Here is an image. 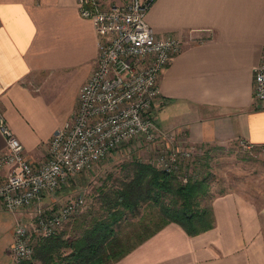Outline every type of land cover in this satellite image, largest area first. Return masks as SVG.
<instances>
[{"label":"crops","instance_id":"obj_1","mask_svg":"<svg viewBox=\"0 0 264 264\" xmlns=\"http://www.w3.org/2000/svg\"><path fill=\"white\" fill-rule=\"evenodd\" d=\"M146 20L157 35L181 41L159 77L154 120L186 146L243 139L263 147L252 67L264 44V0H154ZM97 52L93 23L76 0H0V109L32 162L46 158L52 132L71 117ZM4 145L0 132V151ZM67 191L15 211L0 202V264H16L15 221L29 223L42 203L63 201ZM209 205L211 228L188 234L170 221L114 264H264V195L226 190Z\"/></svg>","mask_w":264,"mask_h":264},{"label":"built area","instance_id":"obj_2","mask_svg":"<svg viewBox=\"0 0 264 264\" xmlns=\"http://www.w3.org/2000/svg\"><path fill=\"white\" fill-rule=\"evenodd\" d=\"M154 0H125L105 5L102 0H76L78 11L89 18L97 34L96 65L80 86L77 105L70 118L50 136L47 156L32 162L22 142L11 129L0 109V132L5 141L0 151V202L15 211L53 194L72 174L94 168L99 161L124 142L152 151L153 165L177 174L185 181L191 146L174 141L171 130L160 126L153 110L160 94L159 77L181 41L174 35L159 36L146 20ZM252 100L264 107V44L259 61L252 67ZM243 145L253 148L252 143ZM264 152V146L259 152ZM156 152V153H155ZM187 168V167H186ZM77 199V200H76ZM65 205L37 209L36 229L17 222L10 245L16 259L29 257L31 235L55 234L75 214L83 199Z\"/></svg>","mask_w":264,"mask_h":264},{"label":"trees","instance_id":"obj_3","mask_svg":"<svg viewBox=\"0 0 264 264\" xmlns=\"http://www.w3.org/2000/svg\"><path fill=\"white\" fill-rule=\"evenodd\" d=\"M130 165L131 171L116 183L100 187L97 213L91 214L90 209L75 217L71 235L58 231L38 236L31 255L17 259L16 264H34V258L41 264H114L170 221L188 234L213 226L212 207L202 204L209 193L206 174H189L182 181L147 161L133 158ZM135 216L138 219L133 222ZM130 224L133 227L124 230Z\"/></svg>","mask_w":264,"mask_h":264},{"label":"rangeland","instance_id":"obj_4","mask_svg":"<svg viewBox=\"0 0 264 264\" xmlns=\"http://www.w3.org/2000/svg\"><path fill=\"white\" fill-rule=\"evenodd\" d=\"M241 141H230L223 144L205 143L191 147V154L186 160L187 164L182 166L179 172L182 174L186 171V175H207L209 193L202 200V204H209L214 195L226 190H236L258 198L264 195V153L259 152V149L244 146V142ZM144 147H151L155 151L153 146H142L138 149V147H133L132 142H124L103 157L94 168L73 173L65 185L60 186L53 194H47L53 201L63 187H68L67 196L63 201L44 202L41 204V208L65 205L70 201H76V198L83 199L78 211L65 221L59 232H63L64 236L71 235L72 221L75 217H80L90 209H92L91 214L97 213L100 204L98 199L100 187L104 184L116 183L118 179L129 173L131 171L130 162L133 158L149 162L147 156L150 158L152 151ZM33 204L35 203L30 205ZM36 217L34 214L29 221L30 230L36 229ZM85 217L89 219L90 214ZM137 219L138 217L135 216L132 221H137ZM19 221L20 219H17L14 225ZM131 227L133 226L130 224L124 230ZM33 235L32 233V244L36 241ZM68 249L67 247L64 252H67ZM10 252L13 254L11 250Z\"/></svg>","mask_w":264,"mask_h":264}]
</instances>
